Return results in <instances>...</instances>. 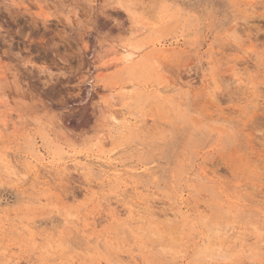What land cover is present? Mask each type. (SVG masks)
Returning a JSON list of instances; mask_svg holds the SVG:
<instances>
[{"label":"rangeland","instance_id":"374dc122","mask_svg":"<svg viewBox=\"0 0 264 264\" xmlns=\"http://www.w3.org/2000/svg\"><path fill=\"white\" fill-rule=\"evenodd\" d=\"M0 264H264V0H0Z\"/></svg>","mask_w":264,"mask_h":264},{"label":"bare ground","instance_id":"6f19581e","mask_svg":"<svg viewBox=\"0 0 264 264\" xmlns=\"http://www.w3.org/2000/svg\"><path fill=\"white\" fill-rule=\"evenodd\" d=\"M123 49V50H122ZM121 50H122V53H123V56L122 57H120L121 58V60L123 61V62H127V61H129L131 58H132V56L134 55L133 54V52H131V51H129V49H128V47H123ZM121 52V51H120ZM114 89V88H113ZM121 96V95H120ZM113 98H115V97H113ZM111 99V98H110ZM118 99V98H117ZM110 101V100H109ZM111 102V101H110ZM116 101H113V102H111V116H112V118L115 120V119H117L116 118V110L114 109V107L116 106ZM109 104V103H108ZM74 166H76V165H74ZM83 168V167H82ZM75 169H77L76 167H75ZM79 169V168H78ZM130 210V209H129ZM130 213V212H129Z\"/></svg>","mask_w":264,"mask_h":264}]
</instances>
